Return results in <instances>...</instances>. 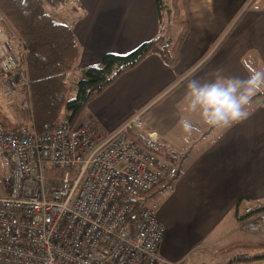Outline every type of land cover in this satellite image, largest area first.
Masks as SVG:
<instances>
[{"label":"crops","instance_id":"1","mask_svg":"<svg viewBox=\"0 0 264 264\" xmlns=\"http://www.w3.org/2000/svg\"><path fill=\"white\" fill-rule=\"evenodd\" d=\"M69 1L48 5L47 10L56 21L70 26L80 42L81 57L72 75L97 66L107 53L126 55L161 35L168 38L157 0ZM245 1L180 0L188 30L178 62L171 65L159 55L148 56L91 100L79 120L89 119L99 133H106L135 112L144 111L146 127L156 131L169 148L166 161L178 168L176 179L154 189L145 199L154 197L157 217L166 229L160 254L181 264L193 262L195 254L205 248L216 256L237 243L264 241L263 221L256 232L244 229V224L259 222L264 215L263 94L256 92L246 109L248 117L228 128L205 124L199 113L188 110L185 100L189 79H212L216 69L226 76L245 78L248 74L241 43L233 41L230 45L237 46H226L232 32L222 41L219 37ZM61 12L65 20H61ZM255 14L264 16V8ZM168 18V26L175 23L169 9ZM168 39L175 41L173 36ZM13 43L15 50L21 48L15 34ZM258 53L250 51L255 61L252 70H264ZM0 81L3 86L1 76ZM182 120L192 123L190 134L184 131ZM229 216L234 218L231 225L226 223ZM239 234L242 239L251 235L258 240L222 246Z\"/></svg>","mask_w":264,"mask_h":264},{"label":"built area","instance_id":"2","mask_svg":"<svg viewBox=\"0 0 264 264\" xmlns=\"http://www.w3.org/2000/svg\"><path fill=\"white\" fill-rule=\"evenodd\" d=\"M4 23L0 12L4 96L13 105L23 92L20 108L32 117L24 49H14ZM65 79L73 80L68 72ZM143 114L106 133L89 119L73 124L67 117L42 132L33 120L18 135L0 132L12 165L9 195L0 197V264H181L159 252L166 229L156 206L143 207L133 230L127 227L133 201L178 176ZM259 228L244 224L249 232Z\"/></svg>","mask_w":264,"mask_h":264},{"label":"trees","instance_id":"3","mask_svg":"<svg viewBox=\"0 0 264 264\" xmlns=\"http://www.w3.org/2000/svg\"><path fill=\"white\" fill-rule=\"evenodd\" d=\"M178 2L179 0H173V7L169 8L173 21L185 29L177 40L161 35L126 55L107 53L97 66L83 70L84 77L77 79L73 88L65 79V74L78 65L81 45L72 28L56 21L47 10L48 5H62L67 0H0V12L24 49L33 110L31 117L20 108L22 121L19 122H13L0 110V132L18 135L23 124L31 120L39 132L66 117L71 123L77 124L91 100L148 56L159 55L169 64H176L179 60V48L188 30V22L180 17ZM157 8L162 20L165 11L163 0H157ZM0 76L4 80L1 70ZM73 93L74 96L70 97ZM140 202L141 200L133 201V209L127 215V227L130 230H133L143 208ZM260 249H264V241L237 243L219 252L223 254L235 250ZM262 257L264 256L245 257L239 254L231 262Z\"/></svg>","mask_w":264,"mask_h":264},{"label":"rangeland","instance_id":"4","mask_svg":"<svg viewBox=\"0 0 264 264\" xmlns=\"http://www.w3.org/2000/svg\"><path fill=\"white\" fill-rule=\"evenodd\" d=\"M172 1L173 0H163L165 5V11H164V21H165V28L166 33L168 35V38L170 36L174 37V40H177L178 37L184 32V27L182 25H178L176 23L170 24L168 26V9L172 8ZM180 1V0H179ZM69 3L70 1L67 0ZM264 0H246L239 9L236 11V15L231 18L225 29L221 32V35H219L220 40L222 41L227 35H229L231 32V35L228 38V44L226 46H237V45H230L233 41H238L241 43V49L244 51L245 57V66L247 68L248 74L245 75V78H247L251 72L253 71L251 69V62L255 63L254 59L252 58L250 51L253 49H256L259 51L257 54L258 61L260 62V65L262 61H264V16H259L255 14V11L264 8ZM178 5L181 8V3ZM237 7V6H236ZM234 7V8H236ZM64 13L67 12V8H63ZM184 12V11H183ZM183 12H181L180 17L182 20H186L185 14L183 15ZM61 12V20H65V15ZM3 14V13H2ZM172 17V16H171ZM6 29V32L10 36H14L12 33V30L10 26L7 23H4L3 25ZM169 27V28H168ZM4 29V30H5ZM187 33V31H186ZM80 43V42H79ZM14 47L15 44L13 43ZM248 52V54H246ZM72 71L68 72L70 74V78H73L72 81H69L70 85L74 88L75 82L77 79H81L84 77L83 70H76V72L72 75ZM3 87L0 81V110L7 115L13 122H19L22 121L21 117V111H20V101L23 97L22 94H19L16 97V102L13 105H9L7 103V99L4 96ZM186 87V86H185ZM5 88V87H4ZM263 94L261 96H264V89L257 91L256 95ZM74 93L71 94L70 97H73ZM144 120V119H143ZM154 131V130H153ZM11 174H12V165L10 163L9 158L4 153L2 148L0 147V197H8L10 187H11ZM51 183V182H50ZM54 184V187H61L62 183L55 182L51 183ZM146 197V196H145ZM145 197L141 200L140 204L141 206L146 207H152L154 206V197L150 196L149 198L145 199ZM247 204L245 203L241 214L245 215V211L247 208ZM157 211V209H156ZM234 218L232 216L228 217L227 224L231 225ZM254 220V219H253ZM255 221V220H254ZM257 221V220H256ZM253 221H250L249 223H252ZM258 223H263L262 221H259ZM230 227V226H229ZM247 237L245 239H242L241 234L234 235L231 238L227 239L222 246H228L235 242L241 241V240H249V241H257V237ZM239 254L244 255L245 257H258V256H264V249L260 250H235L230 253H223L220 255H214L211 249H202L198 253L195 254L193 258V262L189 264H264V257L257 258L255 260H249V261H235L231 262L234 258H236ZM187 264V263H186Z\"/></svg>","mask_w":264,"mask_h":264},{"label":"clouds","instance_id":"5","mask_svg":"<svg viewBox=\"0 0 264 264\" xmlns=\"http://www.w3.org/2000/svg\"><path fill=\"white\" fill-rule=\"evenodd\" d=\"M264 89V70H253L247 78L226 76L216 69L212 79H189L185 100L188 110L199 113L203 122L212 127L228 128L245 120L251 97ZM181 125L186 133L193 131L188 120Z\"/></svg>","mask_w":264,"mask_h":264}]
</instances>
